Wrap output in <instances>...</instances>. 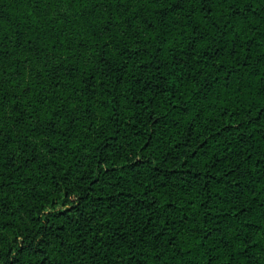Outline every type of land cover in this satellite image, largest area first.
I'll return each mask as SVG.
<instances>
[{
    "label": "trees",
    "instance_id": "1",
    "mask_svg": "<svg viewBox=\"0 0 264 264\" xmlns=\"http://www.w3.org/2000/svg\"><path fill=\"white\" fill-rule=\"evenodd\" d=\"M0 264H264V0H0Z\"/></svg>",
    "mask_w": 264,
    "mask_h": 264
}]
</instances>
